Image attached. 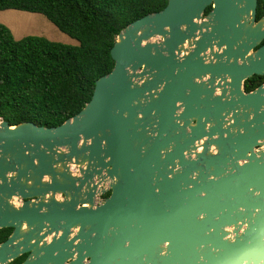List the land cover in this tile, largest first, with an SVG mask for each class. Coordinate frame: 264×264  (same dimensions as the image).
I'll return each instance as SVG.
<instances>
[{
  "label": "water",
  "instance_id": "obj_1",
  "mask_svg": "<svg viewBox=\"0 0 264 264\" xmlns=\"http://www.w3.org/2000/svg\"><path fill=\"white\" fill-rule=\"evenodd\" d=\"M257 3L168 0L118 34L78 114L0 118V264H264Z\"/></svg>",
  "mask_w": 264,
  "mask_h": 264
},
{
  "label": "trees",
  "instance_id": "obj_2",
  "mask_svg": "<svg viewBox=\"0 0 264 264\" xmlns=\"http://www.w3.org/2000/svg\"><path fill=\"white\" fill-rule=\"evenodd\" d=\"M167 2L0 0V11L41 15L77 42L68 45L39 36L16 40L0 23V118L11 127L31 122L53 128L78 114L91 100L95 82L113 69L110 50L118 34L132 22L163 10ZM263 16L264 0H258L256 20ZM263 82L264 77L253 76L244 82V91ZM108 196L109 192L103 198ZM11 232L0 230V244ZM25 257L12 264H21Z\"/></svg>",
  "mask_w": 264,
  "mask_h": 264
},
{
  "label": "rangeland",
  "instance_id": "obj_3",
  "mask_svg": "<svg viewBox=\"0 0 264 264\" xmlns=\"http://www.w3.org/2000/svg\"><path fill=\"white\" fill-rule=\"evenodd\" d=\"M0 23L6 25L11 30L16 40L26 36H39L53 42L77 45L75 40L61 33L46 18L38 14L0 11Z\"/></svg>",
  "mask_w": 264,
  "mask_h": 264
},
{
  "label": "flooded vegetation",
  "instance_id": "obj_4",
  "mask_svg": "<svg viewBox=\"0 0 264 264\" xmlns=\"http://www.w3.org/2000/svg\"><path fill=\"white\" fill-rule=\"evenodd\" d=\"M257 77H258V76H257ZM262 77H264V76H262ZM250 79H251V78H250ZM263 83H264V82H263ZM263 83H262V84H263ZM262 84H261V85H262ZM259 86H260V85H259ZM259 86H258V87H259ZM258 87H257V88H258ZM255 89H256V88H255ZM255 89H254V90H255ZM252 91H253V90H252ZM250 92H251V91H250ZM105 198H106V197H105ZM102 199H104L103 196H102ZM23 256H24V255H23ZM25 256L27 257V254H26ZM21 257H22V256H21ZM26 257H25V259H26ZM25 259H24V260H25ZM16 260H17V259H16ZM24 260H23V262H24ZM14 261H15V260H14ZM14 261H13V262H14ZM23 262H22V263H23ZM22 263H21V264H22ZM10 264H12V263H10Z\"/></svg>",
  "mask_w": 264,
  "mask_h": 264
}]
</instances>
